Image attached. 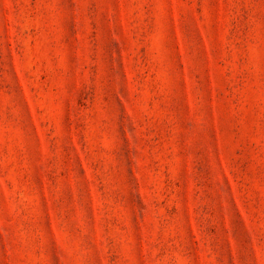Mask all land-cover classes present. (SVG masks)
I'll return each instance as SVG.
<instances>
[{
	"label": "rangeland",
	"instance_id": "rangeland-1",
	"mask_svg": "<svg viewBox=\"0 0 264 264\" xmlns=\"http://www.w3.org/2000/svg\"><path fill=\"white\" fill-rule=\"evenodd\" d=\"M0 264H264V0H0Z\"/></svg>",
	"mask_w": 264,
	"mask_h": 264
}]
</instances>
